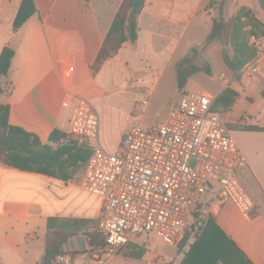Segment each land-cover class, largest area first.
<instances>
[{
	"label": "crops",
	"instance_id": "crops-1",
	"mask_svg": "<svg viewBox=\"0 0 264 264\" xmlns=\"http://www.w3.org/2000/svg\"><path fill=\"white\" fill-rule=\"evenodd\" d=\"M21 1L0 0V55L7 46L14 50L7 75L1 79L2 87L7 84L10 88H3L0 96L4 99L0 102L7 105L8 124L35 134L41 143H47L50 133L57 129L79 145L68 134L71 95H98V78L104 70L118 71L122 65L146 69L144 59L157 65L177 48L197 13L204 12L212 19L219 14L218 1L210 0L204 5L205 0H145L137 18V40L124 42L93 75L90 65L122 0H34L36 12L14 29L13 19ZM220 1L225 16L241 6L262 13L257 0H233L231 11L226 9L227 0ZM238 79L241 78L231 77L218 93L228 87L227 100L236 94L229 109L221 113L245 156L246 164L238 177L244 181L254 207L251 215L245 216L231 203L214 205L208 218L252 264H264V72L245 83ZM259 85L260 90L256 89ZM67 140L61 138L53 145ZM89 154L90 151L85 160L69 167L66 177L21 170L0 162V264L39 263L49 220H74L96 229L101 199L78 184ZM85 226L80 227L78 234L89 230ZM139 236L127 243L124 255L137 253ZM87 239L85 236L86 246ZM70 264L96 263L76 252Z\"/></svg>",
	"mask_w": 264,
	"mask_h": 264
},
{
	"label": "built area",
	"instance_id": "built-area-1",
	"mask_svg": "<svg viewBox=\"0 0 264 264\" xmlns=\"http://www.w3.org/2000/svg\"><path fill=\"white\" fill-rule=\"evenodd\" d=\"M248 45L253 55L238 76L251 80L264 72V38L251 33ZM217 94L183 90L162 123L148 129L134 123L114 152L99 141L94 105L71 95L68 134L90 151L78 184L101 199L96 231L102 242L86 246L80 256L106 264L144 232L178 245L186 230L200 232L214 205L231 203L251 215L254 203L238 177L246 159L221 114L212 109ZM206 193L214 197L210 204H202ZM73 256L65 249L54 264H70Z\"/></svg>",
	"mask_w": 264,
	"mask_h": 264
},
{
	"label": "trees",
	"instance_id": "trees-1",
	"mask_svg": "<svg viewBox=\"0 0 264 264\" xmlns=\"http://www.w3.org/2000/svg\"><path fill=\"white\" fill-rule=\"evenodd\" d=\"M89 1V0H86ZM217 2V1H216ZM259 8L264 16V0H257ZM145 0H122L119 4L107 33L104 36L101 47L98 50L90 71L94 75L103 62L113 57L124 42H135L138 31V15L141 13ZM218 16L212 19L210 31L206 37V42L218 41L225 47L234 45V56L244 55L248 60L253 55V50L243 42L248 40L251 33L264 36V22L253 10L241 6L232 14L225 16L223 2L219 6ZM36 12L34 0H22L17 13L13 19V28L22 26L27 19ZM250 25L251 29L244 30V26ZM242 48H245L244 51ZM14 50L11 46L3 48L0 55V78L7 75ZM223 57L227 65L233 70H238L237 62L230 59L226 48L223 50ZM184 73L178 72L177 84L179 88L184 87L187 76L198 70L196 66ZM0 83V93L3 91ZM228 87L217 94L212 109L222 112L229 109L231 102L235 100L236 94L229 97ZM264 96V91H262ZM217 103L215 104V102ZM215 104V105H214ZM7 105L0 102V162L5 165L27 171H35L48 175H59L66 177L64 173L69 167H74L77 162L86 158L89 150L84 145H77L72 138L57 129L53 130L47 143H41L39 138L25 131L23 128L10 125L7 122ZM257 129V127H251ZM68 139L67 142L59 143L60 139ZM213 195L206 193L202 204H207L213 200ZM85 226L77 221H51L47 224L45 236V249L41 261L37 264H54L56 255L64 252L65 243L72 235L78 234L80 227ZM84 234L87 236L88 244L93 245L102 242L99 234L96 233L93 225H86ZM92 228V229H91ZM190 242L187 244V241ZM187 244L186 249L182 251ZM178 251L183 253L178 264H252L245 254L236 244L216 225L207 218L199 233H192L186 230L183 239L179 242ZM74 255L76 250H70ZM140 253H132L130 256L136 257Z\"/></svg>",
	"mask_w": 264,
	"mask_h": 264
},
{
	"label": "rangeland",
	"instance_id": "rangeland-1",
	"mask_svg": "<svg viewBox=\"0 0 264 264\" xmlns=\"http://www.w3.org/2000/svg\"><path fill=\"white\" fill-rule=\"evenodd\" d=\"M215 1H218L219 8L221 1L211 0V2ZM232 1L227 0V11L234 8L235 5ZM209 2L210 0H205L204 5ZM254 12L259 17L263 16L259 10ZM211 19V16L204 12L197 13L185 29L177 48L162 57L157 65L152 64L151 59L149 62L144 59L143 64L146 69L137 70L135 67L129 68L122 65L118 71L104 70L100 73L98 95L94 96L88 93L87 96H84L97 110L100 121L99 141L105 150L109 152L117 150L122 135L134 123L138 122L142 129L162 123L168 112L178 105L183 90L208 92L215 95L223 85L226 86L231 77L236 76L237 78L239 69L247 61L245 48H242L244 55L234 56L233 44L225 47L218 41L207 43L206 37L210 30ZM243 29L246 30L245 26ZM243 43L246 44V47L248 46V40L247 43L246 41ZM224 48H226L230 59L238 61L237 71L230 68L225 62ZM156 57L158 59V55ZM192 65L198 67V70L190 73L184 82V87L179 88L177 84L178 72L186 73ZM221 75L224 77L220 78ZM1 79L3 78H0L2 84ZM237 81L245 83L246 79L241 78ZM3 88L9 90L10 87L5 84ZM259 88L260 85L256 89ZM3 99L0 96V101ZM145 99L146 103L144 104ZM246 103L249 102L246 101ZM219 113L222 116V113ZM234 113L237 111L234 110ZM224 116H222L223 119ZM227 126L229 127L228 124ZM239 179L245 187L240 175ZM96 233L98 232L96 231ZM189 242L190 240L187 241V244ZM187 244L182 251L186 249ZM136 247L139 248L137 253H143L142 255L132 257L118 252L106 264H177L183 255L178 251L177 245L167 244L154 232L142 233L137 238Z\"/></svg>",
	"mask_w": 264,
	"mask_h": 264
},
{
	"label": "water",
	"instance_id": "water-1",
	"mask_svg": "<svg viewBox=\"0 0 264 264\" xmlns=\"http://www.w3.org/2000/svg\"><path fill=\"white\" fill-rule=\"evenodd\" d=\"M64 247L66 250H74L75 248H77L78 250H83L86 247L85 235L82 233L74 237L71 236L65 243Z\"/></svg>",
	"mask_w": 264,
	"mask_h": 264
}]
</instances>
